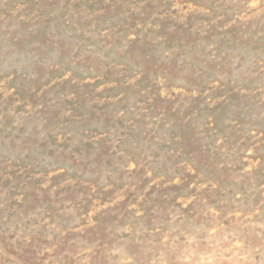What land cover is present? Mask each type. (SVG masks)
Listing matches in <instances>:
<instances>
[{
  "label": "rangeland",
  "instance_id": "1",
  "mask_svg": "<svg viewBox=\"0 0 264 264\" xmlns=\"http://www.w3.org/2000/svg\"><path fill=\"white\" fill-rule=\"evenodd\" d=\"M0 264H264V0H0Z\"/></svg>",
  "mask_w": 264,
  "mask_h": 264
}]
</instances>
